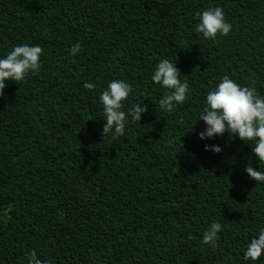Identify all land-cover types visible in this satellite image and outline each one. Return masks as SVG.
I'll list each match as a JSON object with an SVG mask.
<instances>
[{"label": "trees", "instance_id": "obj_1", "mask_svg": "<svg viewBox=\"0 0 264 264\" xmlns=\"http://www.w3.org/2000/svg\"><path fill=\"white\" fill-rule=\"evenodd\" d=\"M217 4L232 29L213 42L194 14ZM21 43L43 55L0 95V264H26L33 249L51 264H248L264 184L243 169L264 164L227 133L199 139L197 113L225 74L264 95V0H0V55ZM162 57L189 83L171 113L150 80ZM114 78L133 85L126 107L140 94L147 106L115 140L98 101ZM212 220L215 248L200 239Z\"/></svg>", "mask_w": 264, "mask_h": 264}, {"label": "clouds", "instance_id": "obj_2", "mask_svg": "<svg viewBox=\"0 0 264 264\" xmlns=\"http://www.w3.org/2000/svg\"><path fill=\"white\" fill-rule=\"evenodd\" d=\"M197 22L194 31L205 40L215 42L218 37L227 36L232 24L225 17V11L219 4L197 11ZM81 49L79 41L69 49L70 56H77ZM43 49L39 44L21 43L13 45L10 51L0 55V95L8 82L20 83L41 69ZM181 72L176 67V60L167 57L160 58L153 67L150 80L154 85L164 89L158 105L164 112L171 113L188 97L189 83L181 79ZM96 85L91 81L83 83V88L91 90ZM133 85L124 79H112L101 91L98 101L102 105L103 135H109L115 140L126 135V125L137 123L147 110L140 94L131 107L125 102L133 95ZM202 109L197 113V120L203 122V128L196 132L199 139H212L225 133L230 139L238 138L241 142L251 144V155L255 161L264 164V95L259 94L252 85H243L227 74L220 77L219 82L210 88L202 101ZM196 120V121H197ZM192 130V127L189 129ZM188 130V131H189ZM169 138L168 143H173ZM205 151L218 153L219 145H204ZM243 171L256 184H264V170L260 167L246 164ZM223 230L218 220H212L201 235V243L215 248L219 233ZM264 257V226L258 227L255 235L250 237L242 252V260L248 264ZM26 264H51L48 259H41L33 249L26 254Z\"/></svg>", "mask_w": 264, "mask_h": 264}]
</instances>
